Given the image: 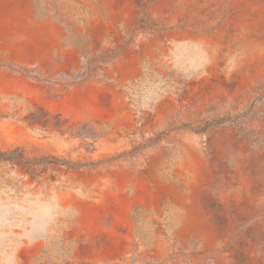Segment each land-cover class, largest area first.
<instances>
[{
	"label": "rangeland",
	"instance_id": "rangeland-1",
	"mask_svg": "<svg viewBox=\"0 0 264 264\" xmlns=\"http://www.w3.org/2000/svg\"><path fill=\"white\" fill-rule=\"evenodd\" d=\"M18 1L0 264H264V0Z\"/></svg>",
	"mask_w": 264,
	"mask_h": 264
},
{
	"label": "crops",
	"instance_id": "crops-1",
	"mask_svg": "<svg viewBox=\"0 0 264 264\" xmlns=\"http://www.w3.org/2000/svg\"><path fill=\"white\" fill-rule=\"evenodd\" d=\"M21 7L18 0H0V63L12 62L10 51L13 40L18 37L13 29L21 22L16 14Z\"/></svg>",
	"mask_w": 264,
	"mask_h": 264
}]
</instances>
